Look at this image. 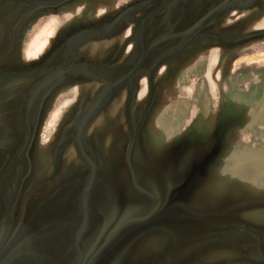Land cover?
I'll return each mask as SVG.
<instances>
[{
    "label": "rangeland",
    "instance_id": "rangeland-1",
    "mask_svg": "<svg viewBox=\"0 0 264 264\" xmlns=\"http://www.w3.org/2000/svg\"><path fill=\"white\" fill-rule=\"evenodd\" d=\"M21 1L20 6L17 0H0V43L5 18L26 17L15 55L8 58L9 51L0 48V114L11 115V127L19 131L26 92L44 81V112L33 139L40 147L57 143V149L44 152L46 166L40 174L48 176L54 165L50 176L59 175L61 188L54 191V183L42 190L57 193L53 197L70 205L59 223L46 225L41 217L38 227L51 231L30 233L33 264H74L78 252L86 250L78 242L88 223L90 185L82 189L83 222L74 238L79 219L72 207L77 188L72 181L77 176L84 181L93 171L96 176L126 178L122 187L127 192L121 194L137 203V213H144L131 216L135 221L126 223L125 230L94 249L109 256L108 264H264V0L172 3L176 7L170 9L189 19L188 26L204 20L183 43L188 48L175 49L158 72L157 63L146 64L159 46L152 42L158 31L151 32L150 24L144 66L121 85L130 84L134 98L140 82L138 103L131 97L127 106L128 135L121 131L124 125L111 120L123 109L128 92L117 93L121 86L110 91L111 85L143 53L136 39L139 23L167 0ZM224 4L228 6L222 10ZM132 7L139 9L128 12ZM39 16L43 18L37 26ZM164 17L166 24L170 15ZM94 33L100 38L87 39ZM78 66L92 71L74 70ZM147 71L151 98L145 104ZM114 93L87 132L79 129L95 96L100 97L98 109ZM62 160L67 167L61 168ZM29 164H21L16 173L27 171ZM40 232L44 238L35 237ZM28 257L21 252L11 260L28 262Z\"/></svg>",
    "mask_w": 264,
    "mask_h": 264
},
{
    "label": "crops",
    "instance_id": "crops-1",
    "mask_svg": "<svg viewBox=\"0 0 264 264\" xmlns=\"http://www.w3.org/2000/svg\"><path fill=\"white\" fill-rule=\"evenodd\" d=\"M17 1V4L21 6L23 2L21 0ZM172 6L175 5H170L164 11L150 19L143 26L141 31V36L145 47H147L146 41H148L145 32L150 27V24L153 25V30L151 32L155 33L156 31H158V35H156L152 39V42H156L154 44H159V46L156 49H153L154 52L152 51L149 54V56H152V58L146 63L147 65L157 63L158 68H155L157 72L160 71L162 67L167 65L164 63V61L168 60L176 54L177 51L175 49L178 48L179 51H181L183 50V48H188L186 44L183 46V43L187 41V39L191 38L193 32H195L194 30L198 29L197 27L204 20L203 17V19L197 21L195 25L193 23L188 26L189 19L182 20L181 17L183 16H180L178 12L172 11L170 9L172 8ZM226 6L228 5L224 4L220 8H223L222 10H225ZM35 7L37 8V6ZM136 9L139 8L132 7L131 9H129L128 12ZM169 10H171L170 13ZM30 13L32 12L29 11L28 14L26 12V15H30ZM166 13H168L170 17L169 21L166 20V24H164L163 20L165 18L164 16ZM124 14H122L118 18V20H122L125 17ZM40 18H43V16H39L36 22L37 26L40 23ZM25 22L26 17H21L20 21H18V17L16 15H14L13 18L9 17V21L5 18V21L2 22V32L4 36L2 38L3 40H1L2 43H0V48H5L9 51L6 57L9 56L8 58H10V56H13V54L15 55V52L13 51L17 47V35L19 31L23 29V24ZM171 22H174L173 26H170ZM105 33H107V31ZM94 34H92L91 38L87 39L100 38L101 34ZM87 39L81 40L77 45ZM136 39L140 43L138 35ZM181 45L183 46L182 48L180 47ZM164 47H168V49L166 51H162V48ZM172 51L175 52L172 53ZM169 53L171 54L167 55ZM71 57L72 54L69 55L66 60L71 59ZM162 57L164 58L161 59ZM160 59V62L164 64L159 62ZM77 65L78 64L72 66ZM74 70L81 72L86 70L85 72L88 71V73H91L92 71L91 69L80 66H78ZM144 78H146L148 81V88L145 97V104H147L151 98V90L149 86L150 72L147 71ZM139 86L140 82L136 88L134 98L133 95L131 96L132 91L130 89V84H125L116 91L118 93L121 89H126V91L128 92L127 102L125 103L123 109L116 111L113 116L111 115V120L115 123V125L117 124L125 126V128L121 130L124 135H128L131 121V119H129V116H127V106L131 97L134 99L133 103H138L137 96L140 93L138 92ZM26 93L28 94H26V97L23 101L24 107L22 106L23 117H21L23 123L19 131H17V128L11 127V115H8L7 118H2V114H0V174L6 167L10 159L11 152L15 151L19 141L21 143H19L20 147L22 146L24 137L27 134V130H30V139L28 144L26 145L27 150L22 160L18 163V165L14 166L12 173L2 183V186H0V264H33L32 253L28 249V247H32L34 245L28 242L29 237H33L32 235L30 236V233L43 230L38 227V224L43 222L41 218L42 216H44V224L46 225H51L53 221L54 223L61 222L59 217L62 216V213L64 209H66V206L67 208L68 206H70L69 204H66L63 198L58 199V196L53 197L54 195H58L57 193H48L42 190V188L44 187V190L48 191L54 183H56V189L54 191L59 190L61 188V185L59 186V183H61V181H59V175H56L55 177L50 176L53 171L54 165L51 166L52 171L48 176L44 177V174H40V171L41 173H43L44 166H46L44 163V152H46V150L49 151L51 149H57V143L56 145H54V147H40L38 141H35L33 139V137L38 136L39 134V132L36 133L37 127L39 125L38 122L44 112V81H40L37 84L32 85L29 88V92ZM117 93L111 95V97L103 103V106L98 109H96L97 106L95 104H97V98L99 99L100 97L96 95L91 104L86 109L85 113L83 114L81 118L82 123L80 122L81 125L79 129H83L87 132V129L94 120V118L107 105L109 100H111V98ZM2 105H4V99L2 101L0 99V108L2 107ZM29 107H32L31 122L30 127L27 128L26 118ZM94 109L96 110L94 114L91 115V112L94 111ZM117 119L120 120V124L117 123ZM115 125L112 126L113 130H115ZM107 133L112 134L111 131ZM67 135L70 136V134ZM61 137L62 136L59 137L60 141ZM25 162L30 163L28 170L26 171L25 169L22 173L17 174L16 172H18V168L21 166V164ZM61 164V168L65 166L67 167V165L64 163V160L61 161ZM80 178V176H77L76 178L73 177L72 181L73 184H77V188H74L72 192L74 195H76L74 200L72 199V207L77 209V215L79 219L78 225L76 224V233L74 238H76V235L79 232L83 222L81 216L83 214L81 210L82 189L87 188L89 185H91L92 174L91 176L89 175L88 177H86L84 181H81ZM124 180H126V178L124 177L114 178L97 175L94 180V183L92 184V186L89 187L90 193L88 196L87 204L85 205L88 214V223L80 239V243L78 242V244L86 250L83 251L81 254L78 252L74 264H108V262L106 261L110 259L109 256L98 254V251L96 254V250L94 249L99 248L98 246L102 247V245L107 242L105 241L103 243V241L107 239L111 234L117 232L121 233L123 230H125L124 228L126 226V223H131L135 221V219H132V217L136 216L137 214L144 216V213H137V203L135 201H132V205L128 200L129 197L121 194V190L127 192V187H122L123 185H127L123 184ZM107 184L109 185L107 186ZM107 195L112 196H110L109 198H105V196ZM110 215L114 217L109 218L108 216ZM47 219L48 223L46 222ZM51 229L52 227L44 228V230L46 231H51ZM35 237L44 238V235H42L41 233ZM113 242L114 241H112V243ZM21 252L28 253V262L20 259L19 263H13L11 259ZM126 263L129 262H123V264Z\"/></svg>",
    "mask_w": 264,
    "mask_h": 264
},
{
    "label": "water",
    "instance_id": "water-1",
    "mask_svg": "<svg viewBox=\"0 0 264 264\" xmlns=\"http://www.w3.org/2000/svg\"><path fill=\"white\" fill-rule=\"evenodd\" d=\"M177 0H167L165 3H163L162 5H160L158 8H156L154 11H152L151 13H148V15H146V17L139 23V26L137 28V35H138V39L142 45V50L143 53L141 55V57L136 61V63L126 72L124 73L119 79H117L116 81H114L111 85V89L110 91L120 87L122 84L126 83L127 81H129L135 74L136 72H138V70L142 67V65L144 64L147 55H148V51H146L145 49V44L142 40V36H141V31L143 26L145 25V23H147V21H149L150 19H152L154 16H156L157 14H159L160 12H162L163 10H165L167 7H169L170 5H172V3H175ZM148 50V49H147ZM31 110L32 107H29V110L27 112V118H26V124H27V128L30 127V122H31ZM96 109H94V111L91 112V115L94 114ZM30 130H27V134L24 137V141L22 143V146L20 148V150L18 151V153L15 155V157L13 158V160L11 161V163L7 166L6 170L2 173V175L0 176V183L6 178V176L10 173V171L14 168V166L16 165V163L19 160L20 157V152L21 150L26 147V145L29 142L30 139ZM80 150L82 155L84 156V158L86 159V161L89 163V165H92L90 158L88 157V155L86 154V152L84 151L83 147L80 144ZM96 178V174L95 171H93L92 174V182L91 185L94 183V180Z\"/></svg>",
    "mask_w": 264,
    "mask_h": 264
},
{
    "label": "bare ground",
    "instance_id": "bare-ground-1",
    "mask_svg": "<svg viewBox=\"0 0 264 264\" xmlns=\"http://www.w3.org/2000/svg\"><path fill=\"white\" fill-rule=\"evenodd\" d=\"M41 47V46H40Z\"/></svg>",
    "mask_w": 264,
    "mask_h": 264
}]
</instances>
